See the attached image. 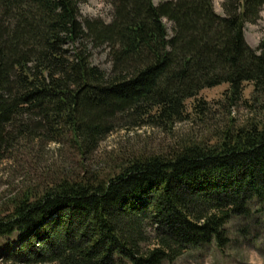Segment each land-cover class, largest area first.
<instances>
[{"label": "trees", "instance_id": "trees-1", "mask_svg": "<svg viewBox=\"0 0 264 264\" xmlns=\"http://www.w3.org/2000/svg\"><path fill=\"white\" fill-rule=\"evenodd\" d=\"M86 1L0 0L3 261L164 264L231 235L256 243L264 39L252 48L244 27L264 0H222V14L213 0H108L110 21L82 17ZM102 47L108 71L91 62ZM146 129L162 140L131 143Z\"/></svg>", "mask_w": 264, "mask_h": 264}, {"label": "rangeland", "instance_id": "rangeland-1", "mask_svg": "<svg viewBox=\"0 0 264 264\" xmlns=\"http://www.w3.org/2000/svg\"><path fill=\"white\" fill-rule=\"evenodd\" d=\"M156 5L165 0H152ZM222 0H213L214 7L216 12L222 14L221 7ZM80 13L84 18H101L105 21H110L112 17V6L108 0H87L84 3H80L79 5ZM164 22L169 30H171V23L164 19ZM244 35L247 43L252 48H257L260 42L264 39V8L260 12V18L256 23H246L244 27ZM91 62L94 65L99 66L104 70H109L111 67L110 60L107 55V48L102 47L98 49H94ZM226 86H219L211 89L204 90L201 94L202 97L208 101H212L214 99H218ZM250 88L247 87L245 94H248ZM179 128L180 132L186 131V126L182 125ZM150 131V129L140 130V138L131 140L133 143L136 141H141L142 143L147 140L156 141L158 139L162 140L163 134L160 132L154 133V136L151 138H147L148 134H144V132ZM125 135V133L117 132L113 135L107 137V139L101 144V148L115 145L121 137ZM159 140V141H160ZM157 141V142H159ZM145 144V143H144ZM58 160V159H56ZM3 188V187H2ZM257 242L251 244L242 243L240 240L236 239L234 235H231L233 242H231L224 250H218L217 247L213 244L208 246L207 249L202 251H192L184 256L180 257L173 263H164V264H264V228H261L259 232H257ZM6 240H0V253L2 252V248L4 246ZM0 264H8L5 263L0 254Z\"/></svg>", "mask_w": 264, "mask_h": 264}]
</instances>
